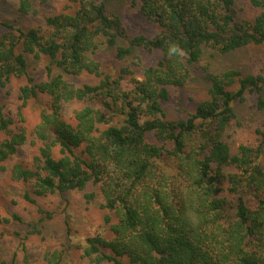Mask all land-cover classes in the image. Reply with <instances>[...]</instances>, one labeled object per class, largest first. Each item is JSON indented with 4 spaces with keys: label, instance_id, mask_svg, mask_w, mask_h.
Returning <instances> with one entry per match:
<instances>
[{
    "label": "trees",
    "instance_id": "obj_1",
    "mask_svg": "<svg viewBox=\"0 0 264 264\" xmlns=\"http://www.w3.org/2000/svg\"><path fill=\"white\" fill-rule=\"evenodd\" d=\"M67 1L65 10L43 16V28L3 22L7 31L0 33V88L11 75H24L18 96L23 105L39 94L49 97L34 131L42 146L33 167L17 162L9 168L11 177L31 183L22 199L35 204L37 197L76 190L90 202L98 194L112 237L86 238L83 255L95 263L264 264V129H257L262 143L255 149L241 144L232 152L223 138L236 117L235 104L247 94L254 93L257 108L264 109V70L203 67L207 97L194 111L170 119L164 108L169 88L184 83L207 48L230 53L264 44V0H246L257 9L249 18L238 14L236 0H127L157 27L127 43L119 42L126 28L120 13L109 9L111 0ZM18 4L22 13L32 9L29 0ZM101 42L120 60L135 48L160 56L140 77L130 65L113 75L91 56ZM172 45L180 52L170 54ZM28 56L48 59L46 80L29 75ZM82 73L96 81L76 86L64 77ZM126 77L130 88L123 85ZM72 99L87 102L74 111V122L61 112ZM13 125L0 103V174L27 138L24 127ZM56 146L58 157L52 154ZM11 219L22 221L17 214ZM16 235L25 251V237ZM62 256V250L48 249L44 264H61Z\"/></svg>",
    "mask_w": 264,
    "mask_h": 264
},
{
    "label": "rangeland",
    "instance_id": "obj_2",
    "mask_svg": "<svg viewBox=\"0 0 264 264\" xmlns=\"http://www.w3.org/2000/svg\"><path fill=\"white\" fill-rule=\"evenodd\" d=\"M29 1L32 9L25 14L18 10V0H0V33L7 31L3 22H9L22 29L37 25L43 28L44 15L57 13L69 3L67 0ZM236 1L238 14L241 17L249 18L256 14L257 9L251 7L246 0ZM109 9L120 13L126 28L124 39L119 41L120 43H127L128 38L138 32L151 36L157 31L156 25L149 23L137 7L127 0H111ZM91 56L101 63V69L106 73L115 75L120 66L130 65L134 76L140 77L142 68L154 64L160 52L135 48L132 54L120 60L116 58L113 47L101 42ZM27 59L29 75L36 81L46 80L48 59L45 56L39 58L28 56ZM203 67L213 72L234 68L244 74L264 70V44L248 45L230 53H220L207 48L200 61L189 66L190 75L184 83L169 88V99L164 101L168 118L179 119L187 116L207 97L209 82L204 76ZM53 73H61V70L54 67ZM64 77L76 86L96 81L93 76L86 73L76 76L64 75ZM26 83V76L11 75L6 85L0 88V103L4 112L13 117V128L24 127L27 133L25 142L18 146L17 151L3 163L8 170L0 174V261H7L10 264L14 257L15 264H44L45 251L57 248L63 251L61 264H114L107 261L95 263L83 255L81 247L85 245L88 236L96 233L108 239L112 237L104 222L106 211L100 206L101 197L98 194L94 200L88 202L83 192L71 190L63 194L52 193L37 197L36 203L32 204L22 199L24 191L32 190L31 183L16 180L10 175L9 168L17 162L26 167H33L35 157L39 156V149L42 146L34 132L35 127L40 121L41 112L49 107V97L43 94L30 98L24 105L22 104V100L18 97L19 90ZM123 85L127 88L131 87L128 77L124 79ZM256 101V95L250 93L247 94L246 99L235 104L236 117L223 133V138L229 143L232 152L241 144L255 149L260 145L259 143H262L261 134L257 129H264V109H258ZM85 104H87L85 100L77 99L63 102L61 107L63 117L67 121L74 122V111ZM4 136L0 131V140ZM262 148L261 160H264V143ZM52 150L55 157L60 155L57 146ZM93 189L96 188L87 187L88 191ZM37 207L44 211L38 213ZM44 212L50 213L51 216L40 220ZM13 214L20 215L22 221L12 220ZM6 218L10 220L6 221ZM30 223L36 224L39 233L31 232ZM16 233L25 237V251L19 247L20 241Z\"/></svg>",
    "mask_w": 264,
    "mask_h": 264
},
{
    "label": "clouds",
    "instance_id": "obj_3",
    "mask_svg": "<svg viewBox=\"0 0 264 264\" xmlns=\"http://www.w3.org/2000/svg\"><path fill=\"white\" fill-rule=\"evenodd\" d=\"M179 52H180V50H179L178 47L175 46V45H172V46L169 48V53H170V54L179 53Z\"/></svg>",
    "mask_w": 264,
    "mask_h": 264
}]
</instances>
